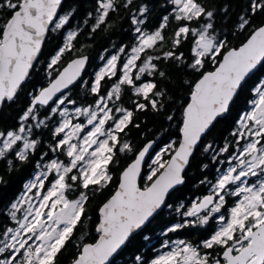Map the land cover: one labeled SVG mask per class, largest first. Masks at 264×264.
Masks as SVG:
<instances>
[{
  "label": "snow or ice",
  "instance_id": "snow-or-ice-1",
  "mask_svg": "<svg viewBox=\"0 0 264 264\" xmlns=\"http://www.w3.org/2000/svg\"><path fill=\"white\" fill-rule=\"evenodd\" d=\"M134 4L135 0H95L94 10L84 21L87 25L89 19L94 20L91 36L112 27V14L132 8L136 34L132 46L121 45L106 60L101 56L105 63L90 85L83 81L95 96L93 103L77 105L70 98V86L81 80L89 59L77 47L82 33L77 27L66 32L63 44L44 66L47 86L30 93V104L16 126L0 129V160L11 168L27 164L40 151L42 141L34 130L49 127L57 114L61 118L52 129L49 145V152L59 155L45 161L48 152H41L36 164L39 171L6 210L15 225L0 226V264H60L59 256L69 244L76 249L70 264H110L158 210L170 207L166 200L172 190L185 184L186 169L203 139L231 111L255 72L264 68V0H244L234 29L245 34V39L236 46L216 26L218 13L230 17V0L220 8L206 0H168L171 9L153 31L142 27L150 13L148 4L133 8ZM62 8L63 0H0V108L17 99L41 63L49 35L69 24L75 9L61 14ZM256 17H260L258 23ZM185 44L189 55L181 50ZM161 61L175 71L190 70L198 78L182 81L189 93L181 104L179 139L160 149L144 176L146 156L156 142L137 149L124 137L130 126L140 127L135 123L136 113L161 114L176 103L161 84L170 80ZM106 80L112 81L111 86L102 91ZM251 95L249 107L240 113L231 132L234 139L219 148L209 141L202 149L212 154L214 163L228 166L216 169L214 182L207 177L200 181L210 185L208 194L197 197L186 210L181 211L185 208L181 204L176 211L185 219L167 232L208 225L213 219L218 227L199 243L165 241L162 248L167 251L147 262L136 255V264H264V78L251 88ZM125 96L131 107L124 105ZM38 106H47L50 114L41 118ZM166 119L174 121L175 114ZM126 153H133L134 158L119 173L115 191L98 208L94 225L98 236L85 241L82 230L85 221L91 220L88 205L116 182L114 169ZM225 153L228 156L221 160ZM229 197L236 199L225 215L222 210Z\"/></svg>",
  "mask_w": 264,
  "mask_h": 264
},
{
  "label": "trees",
  "instance_id": "trees-1",
  "mask_svg": "<svg viewBox=\"0 0 264 264\" xmlns=\"http://www.w3.org/2000/svg\"><path fill=\"white\" fill-rule=\"evenodd\" d=\"M206 2L216 8L222 7L229 0H206ZM232 10L229 18H225L222 13L217 14L216 26L217 30L222 34L227 35L231 46L240 44L245 39V34L235 31L234 26L236 24L237 14L240 13L244 0H230ZM141 3H147L150 9L146 23L142 26L148 31H153L159 26L162 21V17L167 15L171 9V5L168 4V0H135L133 8ZM95 0H65L61 14L66 13L70 9H75L72 18L65 29L59 33L50 34L43 48L42 55L40 56V64L37 69L32 73L30 79L23 85L22 90L19 92L17 99L14 102L6 103L0 111V129L11 128L18 124V118L22 115L23 111L30 104V93L34 94V91L40 87H44L48 84V78L44 72V66L50 59L51 55L55 54V51L59 46L63 44V36L67 31L74 30L77 27L82 29L81 35L78 37L77 47L82 48L83 54L90 56L88 67L81 78V80L72 88H70V98L77 101V105L91 104L94 102L95 96L89 94L87 88L84 87L83 81H88L91 84L94 73L99 67H101L105 60L111 54L115 53L121 45L132 46L135 43L134 26L131 23L130 14L132 8L125 11L121 9L118 13H114L110 17L112 27L109 29L102 28L97 32L92 33L91 25L94 20L89 19L88 24L84 23L87 18V14L94 10ZM258 23L260 17L255 18ZM174 23L170 24L167 29V34L171 35ZM235 31V34L233 32ZM188 45L185 44L181 49L185 51L186 55H189ZM101 56L105 57V60H101ZM71 57H66L65 60ZM161 68L168 71L170 80L161 81V84L168 88L169 94L176 101V103H170L166 112L157 114L151 110L144 113H136L135 123L139 124V128L131 127L128 130V135L124 137L130 140L133 145L139 149L142 148L148 141L156 140V147L149 156V163L153 154L163 145L168 144L172 140L179 139V128L181 126V104L188 99L189 88L183 84L182 81H194L198 78V75L188 71H175L172 69V65L168 62L161 61ZM211 70V66L209 69ZM264 77V68L259 69L253 77L249 80L247 86L240 93L238 99L235 101L231 111L223 118L218 119L215 126L203 139L200 149L197 151L195 157L192 159L190 166L186 170V182L182 186L177 187L170 195L165 208L159 212L147 226L138 234H135L127 246L122 252L112 261L111 264H134L135 256L141 255L146 262L147 259L153 254V247L150 244L153 242V237L156 236L155 241L158 242V236L162 233H166L168 238L185 237L188 240H203L204 236L212 232V228L192 229L186 227L180 229V233L167 232V229L173 224H176L179 220L178 212L175 207L179 204L178 201H190V198L201 195L207 191L206 184H200V181L207 177L208 179H214L217 176L214 169L221 168V164L214 163L211 159V153H204L203 146L209 141L213 142L214 146L219 148L223 147L226 142L232 141L234 138L231 136L232 130L236 126V121L241 112L246 110L249 105L247 101L252 98L251 88L258 82L260 78ZM115 78H113L114 80ZM112 81L106 80L104 82V88L102 91L107 90L111 86ZM123 103L126 107H131V100L128 96L124 97ZM54 106V105H53ZM41 114V118L50 114V110L47 106H38ZM175 114V119L169 122L166 117L168 114ZM60 117L55 116L49 121V127L35 129L38 138L42 141L41 149L27 164H17L10 166L6 160H0V176L4 178V183L0 184V226L14 225V221H10L6 215V210L10 207L11 203L15 202L20 195L25 192V185L33 178L35 173L39 171L36 164L40 161L41 152H48V158H54L55 155L49 152V145L52 143V129L56 123H58ZM84 119V118H81ZM243 143V142H241ZM228 153L223 154L220 159L225 160ZM11 158V157H9ZM134 158L133 153H126L120 156V164L114 169V182L110 187L103 192L97 193L88 205V216L91 220L85 221V227L82 230L85 236V241L95 239L98 234L94 231V225L98 222V208L99 206L110 197L112 192L115 191L119 173L124 167L129 164ZM60 159H64L60 156ZM44 161H41L43 163ZM147 164L144 168V176L148 172ZM207 164L208 168L203 169L202 165ZM215 175H214V174ZM143 183V181H142ZM191 198V199H192ZM173 207V208H172ZM81 232H77L79 236ZM178 237V238H179ZM76 249L69 244L67 249L59 256L60 264H70L71 258ZM155 252V251H154ZM136 264V263H135Z\"/></svg>",
  "mask_w": 264,
  "mask_h": 264
},
{
  "label": "flooded vegetation",
  "instance_id": "flooded-vegetation-1",
  "mask_svg": "<svg viewBox=\"0 0 264 264\" xmlns=\"http://www.w3.org/2000/svg\"><path fill=\"white\" fill-rule=\"evenodd\" d=\"M225 166H227V164L225 163V164H223V165H221L220 167V169L221 170H223L224 169V167ZM214 172H215V174L217 173L216 172V170L214 169ZM214 174V173H213ZM214 174V175H215ZM209 180H212L213 182H214V179H209ZM206 188H207V191L205 192V193H203V194H201V195H196V196H194L192 199L190 198V201L189 202H187V201H178L179 202V204L177 205V207H175V209H177V208H179V206L181 205V204H183L184 206H185V208L184 209H182L181 211H183V210H186L187 209V207H190V205H191V203H192V201L193 200H195L197 197H202L203 195H205V194H207L208 192H209V189H210V185H207L206 184ZM235 199L236 198H234V197H229L228 198V204L225 206V209H223L222 211L227 215L228 214V210L231 208V206H233V203H234V201H235ZM173 208V207H172ZM178 216H179V220L177 221V223H183V221H184V219H185V217H183L180 213H178ZM186 227H190V228H192V229H199V228H204L205 230H207V228H212L213 227V229H212V232H214L215 231V229L218 227V223H217V221L215 220V219H213V220H210V222H209V224L208 225H200V224H196V225H190V226H186ZM186 227H184V228H186ZM183 229V228H182ZM180 233V229L177 231V233ZM212 232H210L209 234H207L206 233V235L204 236V238L203 239H206V238H208L211 234H212ZM179 234H178V236L177 237H173V239H176V240H181V239H183V240H186V241H190V242H192V243H199L200 241H202V240H199V239H195V240H188V239H186L185 237H179ZM155 238H156V236H154L153 237V242L150 244V247H153V249H154V251H153V254L147 259V261H150L152 258H154L157 254H159V253H161L160 252V248L162 247V244L165 242V241H167L168 240V237H167V235H166V233H162V241H161V234L158 236V242H156L155 241ZM146 261V262H147Z\"/></svg>",
  "mask_w": 264,
  "mask_h": 264
},
{
  "label": "water",
  "instance_id": "water-1",
  "mask_svg": "<svg viewBox=\"0 0 264 264\" xmlns=\"http://www.w3.org/2000/svg\"><path fill=\"white\" fill-rule=\"evenodd\" d=\"M64 1H65V0H63V3H64ZM42 51H43V50H42ZM84 55H87L88 58H89V59H88V62H87V64H86V66H85V71H86V69H87V67H88V64H89L90 56H89L88 54H84ZM85 71H84V73H85ZM257 71H258V70H257ZM257 71H256V72H257ZM256 72H255V73H256ZM84 73L82 74V77H83ZM79 81H80V80H79ZM79 81H77L76 84H77ZM76 84H75V85H76ZM75 85H74V86H75ZM46 86H47V85H46ZM74 86H70V88H72V87H74ZM44 87H45V86H44ZM1 109H2V108H0V111H1ZM226 115H227V114H226ZM226 115H225V116H226ZM150 141H155V142L157 143L156 140H150ZM150 141H148V142H150ZM148 142H147V143H148ZM147 143H146V144H147ZM156 143L153 145V148L149 150V154L146 156V164H147V162H148L149 156L151 155V153L154 151V149H155V147H156ZM146 144H145V145H146ZM131 162H132V161H131ZM131 162H130V163H131ZM146 164H145V166H146ZM145 166H144V168H145ZM144 168H143V170H142V174H144ZM187 169H188V168H187ZM187 169H186V170H187ZM179 186H182V185H179ZM179 186H177V187H179ZM177 187H176V188H177ZM176 188H175V189H176ZM175 189H174V190H175ZM174 190H172V191L170 192V194H171ZM206 195H207V194H206ZM168 199H169V197H168L167 200H166V204H167V202H168ZM164 208H165V206H163L160 210H158V213L161 212ZM156 215H157V214H156ZM156 215H155V216H156ZM155 216H154V217H155ZM154 217H153V218H154ZM153 218H151V220H152ZM151 220H150V221H151ZM150 221H149V222H150ZM149 222H148V223H149ZM148 223H147V224H148ZM147 224H146V226H147ZM146 226H144V228H145ZM144 228H143V229H144ZM143 229L138 230L136 233L133 234V236H134L135 234H138L139 232H141ZM133 236H132V237H133ZM132 237H131V238H132ZM131 238H130V239H131ZM129 241H130V240H129ZM129 241H128V242H129ZM128 242L126 243L125 246L122 247V249L118 250V252H117V253L111 258L110 264H111L112 261H113V260H114V259H115V258L121 253V252H122V250L127 246Z\"/></svg>",
  "mask_w": 264,
  "mask_h": 264
},
{
  "label": "rangeland",
  "instance_id": "rangeland-1",
  "mask_svg": "<svg viewBox=\"0 0 264 264\" xmlns=\"http://www.w3.org/2000/svg\"><path fill=\"white\" fill-rule=\"evenodd\" d=\"M113 54H114V53H113ZM102 66H103V65H102ZM102 66H101V67H102ZM99 68H100V67H99ZM98 70H99V69H97L96 71H98ZM262 78H264V77H262ZM68 107L71 108V107H73V106H72V105H68ZM60 119H61V118H60ZM165 145H166V144H165ZM165 145H163L162 147H164ZM162 147H160V148H159V149L153 154V156L151 157L149 163H151V160L155 158L156 154L160 151V149H161ZM149 163H148V164H149ZM227 166H228V165H227ZM227 166H225L224 168H226ZM35 174H36V173H35ZM146 175H147V174H146ZM34 176H35V175H34ZM34 176H33V178H34ZM33 178H32V179H33ZM32 179H31V180H32ZM31 180H30V181H31ZM30 181H29V182H30ZM29 182H28V183H29ZM23 193H24V192H23ZM23 193H22V194H23ZM22 194H21V195H22ZM21 195H20V196H21ZM224 214H225V213H224ZM225 215H226V214H225ZM14 225H15V224H14ZM14 225H10V226H14ZM173 225H174V224H173ZM167 241H177V240H176V239H173V238H168ZM167 250H168V249H165V248H162V247L160 248V252L167 251ZM135 263H136V262H135ZM135 263H134V264H135Z\"/></svg>",
  "mask_w": 264,
  "mask_h": 264
}]
</instances>
